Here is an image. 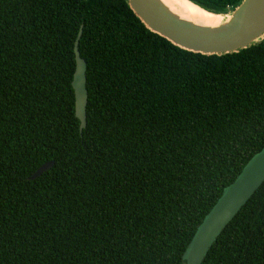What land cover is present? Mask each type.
Listing matches in <instances>:
<instances>
[{
    "label": "trees",
    "instance_id": "trees-1",
    "mask_svg": "<svg viewBox=\"0 0 264 264\" xmlns=\"http://www.w3.org/2000/svg\"><path fill=\"white\" fill-rule=\"evenodd\" d=\"M263 146L264 39L202 54L127 0H0V264H186L198 224ZM201 264H264V182Z\"/></svg>",
    "mask_w": 264,
    "mask_h": 264
},
{
    "label": "water",
    "instance_id": "water-1",
    "mask_svg": "<svg viewBox=\"0 0 264 264\" xmlns=\"http://www.w3.org/2000/svg\"><path fill=\"white\" fill-rule=\"evenodd\" d=\"M190 1V0H189ZM129 7L151 31L165 37L180 48L202 54H224L257 44L264 39V0H241L232 10L221 14L217 25H203L181 17L162 0H127ZM82 25L74 41L75 70L71 85L75 98V116L79 131L86 127V61L79 52ZM53 161L40 165L30 176L35 179L51 168ZM264 182V146L242 167L235 179L198 224L188 242L182 260L201 264L222 230Z\"/></svg>",
    "mask_w": 264,
    "mask_h": 264
},
{
    "label": "bare ground",
    "instance_id": "bare-ground-1",
    "mask_svg": "<svg viewBox=\"0 0 264 264\" xmlns=\"http://www.w3.org/2000/svg\"><path fill=\"white\" fill-rule=\"evenodd\" d=\"M172 11L181 17L203 25H217L223 16L208 12L189 0H162Z\"/></svg>",
    "mask_w": 264,
    "mask_h": 264
}]
</instances>
